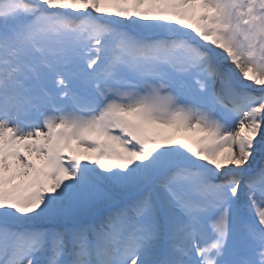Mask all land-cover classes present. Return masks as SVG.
I'll list each match as a JSON object with an SVG mask.
<instances>
[{
  "label": "snow or ice",
  "instance_id": "snow-or-ice-1",
  "mask_svg": "<svg viewBox=\"0 0 264 264\" xmlns=\"http://www.w3.org/2000/svg\"><path fill=\"white\" fill-rule=\"evenodd\" d=\"M258 154L264 0H0V264H264Z\"/></svg>",
  "mask_w": 264,
  "mask_h": 264
},
{
  "label": "bare ground",
  "instance_id": "bare-ground-1",
  "mask_svg": "<svg viewBox=\"0 0 264 264\" xmlns=\"http://www.w3.org/2000/svg\"><path fill=\"white\" fill-rule=\"evenodd\" d=\"M169 135H172V138L175 139V140H181V141H184V142H192L193 141V138L196 136V132L193 131V130H189V131H179L177 133H171L170 130H168V133ZM261 155L260 159L258 158L259 156ZM262 160H264V155L263 154H258L255 158V160L251 163L255 165V168L259 167V163L262 162ZM257 170V169H256Z\"/></svg>",
  "mask_w": 264,
  "mask_h": 264
},
{
  "label": "rangeland",
  "instance_id": "rangeland-1",
  "mask_svg": "<svg viewBox=\"0 0 264 264\" xmlns=\"http://www.w3.org/2000/svg\"><path fill=\"white\" fill-rule=\"evenodd\" d=\"M181 131H183V130H181ZM185 132H186V131H185ZM175 133H177V132H175ZM199 135H200V134L196 132V136L193 138V141L190 142V143H193V142L199 137ZM263 155H264V154H263ZM260 167H264V160H262V162L259 163V167H258V169H259ZM119 195H120L119 193H116V192H115V195H114V196L119 197ZM96 211H103V205H101L100 208L96 209ZM81 218L87 220V219H88V215H82Z\"/></svg>",
  "mask_w": 264,
  "mask_h": 264
}]
</instances>
